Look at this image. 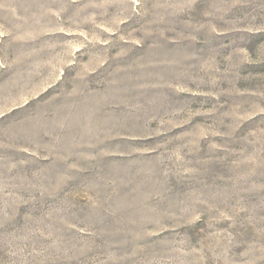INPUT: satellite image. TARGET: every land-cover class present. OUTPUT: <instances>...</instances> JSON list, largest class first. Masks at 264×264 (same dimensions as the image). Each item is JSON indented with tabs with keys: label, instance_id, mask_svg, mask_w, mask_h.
<instances>
[{
	"label": "rangeland",
	"instance_id": "1",
	"mask_svg": "<svg viewBox=\"0 0 264 264\" xmlns=\"http://www.w3.org/2000/svg\"><path fill=\"white\" fill-rule=\"evenodd\" d=\"M0 264H264V0H0Z\"/></svg>",
	"mask_w": 264,
	"mask_h": 264
}]
</instances>
